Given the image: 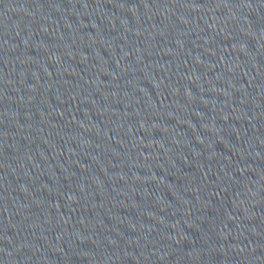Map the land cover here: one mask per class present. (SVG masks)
<instances>
[{
    "label": "water",
    "instance_id": "obj_1",
    "mask_svg": "<svg viewBox=\"0 0 264 264\" xmlns=\"http://www.w3.org/2000/svg\"><path fill=\"white\" fill-rule=\"evenodd\" d=\"M0 264H264V0H0Z\"/></svg>",
    "mask_w": 264,
    "mask_h": 264
}]
</instances>
